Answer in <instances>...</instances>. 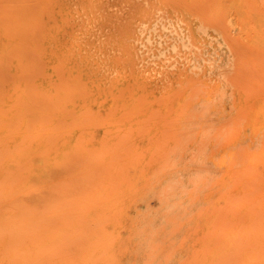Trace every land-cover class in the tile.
Returning <instances> with one entry per match:
<instances>
[{"label":"rangeland","instance_id":"374dc122","mask_svg":"<svg viewBox=\"0 0 264 264\" xmlns=\"http://www.w3.org/2000/svg\"><path fill=\"white\" fill-rule=\"evenodd\" d=\"M0 184L32 264H264V0H0Z\"/></svg>","mask_w":264,"mask_h":264},{"label":"bare ground","instance_id":"6f19581e","mask_svg":"<svg viewBox=\"0 0 264 264\" xmlns=\"http://www.w3.org/2000/svg\"><path fill=\"white\" fill-rule=\"evenodd\" d=\"M2 190H4V188L3 185L0 184V197H3L1 196ZM9 194L10 193L8 192L7 195ZM1 214L0 264H32L28 255L21 252L23 243H20L18 240V231L21 227V222L18 220V207L11 204L7 206ZM25 244H27V242H25Z\"/></svg>","mask_w":264,"mask_h":264}]
</instances>
